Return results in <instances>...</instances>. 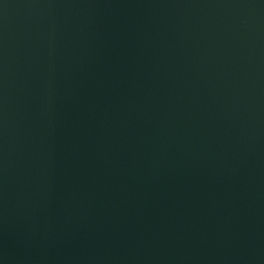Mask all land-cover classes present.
Wrapping results in <instances>:
<instances>
[{
    "label": "water",
    "instance_id": "1",
    "mask_svg": "<svg viewBox=\"0 0 264 264\" xmlns=\"http://www.w3.org/2000/svg\"><path fill=\"white\" fill-rule=\"evenodd\" d=\"M0 264H264V0H0Z\"/></svg>",
    "mask_w": 264,
    "mask_h": 264
}]
</instances>
